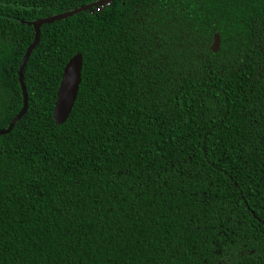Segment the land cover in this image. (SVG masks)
<instances>
[{"label":"trees","instance_id":"obj_1","mask_svg":"<svg viewBox=\"0 0 264 264\" xmlns=\"http://www.w3.org/2000/svg\"><path fill=\"white\" fill-rule=\"evenodd\" d=\"M97 1L0 0V129L22 107V22ZM23 82L0 136V264H264V0H112L43 25Z\"/></svg>","mask_w":264,"mask_h":264},{"label":"water","instance_id":"obj_2","mask_svg":"<svg viewBox=\"0 0 264 264\" xmlns=\"http://www.w3.org/2000/svg\"><path fill=\"white\" fill-rule=\"evenodd\" d=\"M111 1L112 0H99L92 4L62 14L54 15L44 19H37L33 22H22L25 23L26 25L31 26L34 33L32 42L27 47L21 58L17 72L18 82L22 96V107L20 111L17 113V115L10 121L8 126L4 129H0V136L8 134L13 128V126L17 123V121L20 120V118L26 112L27 94L23 82V69L32 51L35 49V47L39 42L40 28L43 25L51 24L54 21L64 20L68 17H71L81 12L89 11L92 13L94 8H96L97 6L103 5L105 3H110ZM219 46H220L219 36L218 34H214L213 42L210 49L213 53H216L219 49ZM81 68H82L81 55L76 54L71 59H69V61L66 63L63 69L61 80L56 92V100L52 111V119L55 125L63 124L67 120L73 108V105L77 97L78 88L81 82V78H80Z\"/></svg>","mask_w":264,"mask_h":264},{"label":"built area","instance_id":"obj_3","mask_svg":"<svg viewBox=\"0 0 264 264\" xmlns=\"http://www.w3.org/2000/svg\"><path fill=\"white\" fill-rule=\"evenodd\" d=\"M109 4H110V3H105V4H103V5L97 6V7L94 8V9H95V11H99V10L105 8V7H108Z\"/></svg>","mask_w":264,"mask_h":264}]
</instances>
